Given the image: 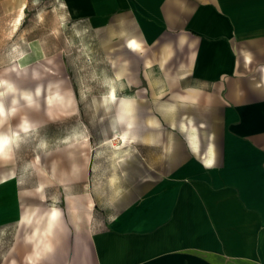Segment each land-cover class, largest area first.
Listing matches in <instances>:
<instances>
[{"label":"crops","instance_id":"0c3cea01","mask_svg":"<svg viewBox=\"0 0 264 264\" xmlns=\"http://www.w3.org/2000/svg\"><path fill=\"white\" fill-rule=\"evenodd\" d=\"M57 1L97 36L111 73H141L147 92L169 97L156 106L167 121L154 126L170 133L136 138L134 119L120 120L108 140L117 143L113 165L123 146L142 142L156 148L155 167L115 181L105 228L99 220L92 228L82 198L67 205V217L56 204L25 205L15 212L27 228L15 234V264H264V3ZM27 3L0 0V14Z\"/></svg>","mask_w":264,"mask_h":264},{"label":"rangeland","instance_id":"374dc122","mask_svg":"<svg viewBox=\"0 0 264 264\" xmlns=\"http://www.w3.org/2000/svg\"><path fill=\"white\" fill-rule=\"evenodd\" d=\"M59 7L57 0H28L16 26L18 10L0 14V77L16 87L0 94V138L5 137L0 140V264H15V234L27 230L15 212L25 205L56 204L67 217V205L82 198L92 228L97 220L105 228L115 181L155 167L156 148L142 142L123 146L122 159L113 165L108 140L124 123L109 96L111 87L118 97L134 99L136 138L160 133L167 139L170 133L166 125L154 126L156 119L167 121L156 106L169 97L147 92L141 73L131 80L111 73L97 36ZM258 22L264 40V13Z\"/></svg>","mask_w":264,"mask_h":264},{"label":"bare ground","instance_id":"6f19581e","mask_svg":"<svg viewBox=\"0 0 264 264\" xmlns=\"http://www.w3.org/2000/svg\"><path fill=\"white\" fill-rule=\"evenodd\" d=\"M22 14H23V8L18 11L17 16L15 17V26L20 23V19L22 18ZM15 88L16 87L13 85V83H12V81L10 79L5 78V77H0V94L4 93V91L8 90V89L16 90ZM27 92H29V91H27ZM109 96L114 100V102L116 104V111H117L118 119L121 120V121H126L128 124H130L132 122V120L135 118V113H134L135 111H134V104H133L134 103V99L131 98L130 96L118 97L115 94L113 87L110 88ZM14 100H15V95L13 94L12 101H14ZM3 104H4V102L2 100V95H1L0 96V108H1V106H3ZM4 113H5V111H4ZM125 133H126V131L124 129L123 132L121 133L122 141L124 140ZM186 134L188 135V138L191 140L193 147L196 148V146H197L196 142L197 141H196L195 128H194L193 125H190L188 127V129L186 130ZM112 146L117 148V143H112ZM209 152H211V148H209ZM0 186L4 188V183H1Z\"/></svg>","mask_w":264,"mask_h":264},{"label":"snow or ice","instance_id":"6c2138e0","mask_svg":"<svg viewBox=\"0 0 264 264\" xmlns=\"http://www.w3.org/2000/svg\"><path fill=\"white\" fill-rule=\"evenodd\" d=\"M132 46H133V47L136 46V45H135V42H133ZM2 149H3V145H0V151H2ZM53 215H55V214H53Z\"/></svg>","mask_w":264,"mask_h":264}]
</instances>
